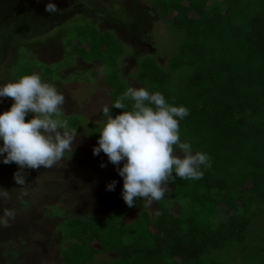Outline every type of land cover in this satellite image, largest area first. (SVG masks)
Instances as JSON below:
<instances>
[{
	"label": "trees",
	"instance_id": "16d2710c",
	"mask_svg": "<svg viewBox=\"0 0 264 264\" xmlns=\"http://www.w3.org/2000/svg\"><path fill=\"white\" fill-rule=\"evenodd\" d=\"M149 2L171 35L153 50L129 51L115 28L87 19L68 29L59 66L52 68L31 47L23 48L12 76L36 73L59 81L63 70L79 68L81 61L110 88L109 107L133 78L189 110L179 121L181 141L206 153L211 167H202L200 180H169L155 213L143 200L128 207L124 181L107 213L64 215L52 206L49 215L61 218L57 230L67 243L61 264H264V0ZM128 55L137 65L129 73ZM79 77L64 80L79 82ZM122 111L113 108L112 115ZM100 117L64 113L62 118L69 131L98 141L106 120L102 111ZM174 154L182 155L178 149ZM96 159L109 164L103 155ZM134 209L136 217L125 220ZM104 254L109 259L99 262Z\"/></svg>",
	"mask_w": 264,
	"mask_h": 264
},
{
	"label": "rangeland",
	"instance_id": "374dc122",
	"mask_svg": "<svg viewBox=\"0 0 264 264\" xmlns=\"http://www.w3.org/2000/svg\"><path fill=\"white\" fill-rule=\"evenodd\" d=\"M47 2L0 0V84L16 80L12 74L23 48L31 47L38 59L52 63V68L59 66L68 29L74 30L87 19L101 27L115 28L129 46L128 50L134 53L151 51L153 45L171 38L167 23L157 16L149 0H55L60 8L56 14L45 11ZM124 61L127 73L137 68L134 56L128 55ZM88 67L80 61L79 68L63 70L59 81L51 78L43 81L54 85L65 96L63 113H81L88 120H99L103 107L110 104V88L104 81L92 77ZM68 75L80 76L79 82L65 81ZM130 84L143 87L133 78ZM13 102L11 98H4L0 113L9 110ZM70 132L76 134L72 150L66 151L64 158L52 168L21 170L15 163H3L0 157V192L7 193L0 198V216L6 210L14 212L8 226L0 227V264H61L62 245L67 243L61 241L57 230L61 218L49 215L50 208H56L54 205L64 215L104 214L115 207L117 187L123 182L117 167L110 162L101 166L93 155L98 141L81 131ZM100 155L107 157L103 152ZM17 172L25 177L24 186L16 183ZM113 180L117 182L115 190L108 191L107 185ZM149 208L155 213L157 202ZM138 213V209L131 210L125 220H133ZM109 257L104 254L98 260L102 262Z\"/></svg>",
	"mask_w": 264,
	"mask_h": 264
},
{
	"label": "clouds",
	"instance_id": "9594fccd",
	"mask_svg": "<svg viewBox=\"0 0 264 264\" xmlns=\"http://www.w3.org/2000/svg\"><path fill=\"white\" fill-rule=\"evenodd\" d=\"M45 11L60 12L55 0H48ZM11 98V108L0 113V157L5 164L24 168H52L72 150L75 132L69 131L61 111L65 96L57 88L32 73L0 84V102ZM129 102L131 108L129 110ZM123 111L113 116L112 109ZM34 114L29 120L26 116ZM106 117L93 155L103 152L108 162L117 167L123 178L122 198L128 207L135 201H145V207L164 198L169 180H200L202 167H211L210 157L193 151L180 138V124L190 113L185 106L170 104L160 92L129 87L114 103L104 106ZM178 149L182 155L174 154ZM123 161V166L120 167ZM102 167L106 165L102 163ZM15 174L16 183L24 186L25 177ZM116 181L107 185L114 191ZM0 192V198L6 197ZM14 212L6 210L0 216V227H7Z\"/></svg>",
	"mask_w": 264,
	"mask_h": 264
}]
</instances>
